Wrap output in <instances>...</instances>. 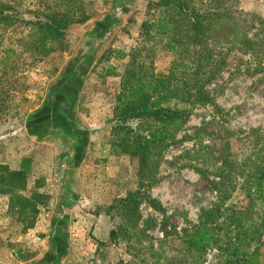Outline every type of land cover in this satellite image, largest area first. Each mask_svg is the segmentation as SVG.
<instances>
[{"label": "trees", "instance_id": "1", "mask_svg": "<svg viewBox=\"0 0 264 264\" xmlns=\"http://www.w3.org/2000/svg\"><path fill=\"white\" fill-rule=\"evenodd\" d=\"M241 1L151 0L139 43L128 53L109 48L99 61L104 64L113 55L117 59L130 58L123 71L112 66L108 69L120 77L116 105L109 119V143L114 153L136 159L141 188L156 183L164 153L177 141L196 108L209 107L221 114L223 125L219 133L215 135L200 127L195 137L199 146L195 153L205 152L204 157L214 159L220 202L203 211L201 222L192 227L185 239L190 249L200 255L208 249L215 251L212 264H264V127H249L242 137L231 131L229 113L217 101L222 85L210 89L224 72L231 70V53L247 56L234 66L232 74L258 77L264 83V15L261 9L244 11ZM32 4L34 9H30ZM90 17L86 0H32L29 5L0 0V129L21 114L24 104L19 99L35 86L27 73L66 48L71 24H83ZM159 48L171 58L167 73L155 68ZM63 97L62 88L51 86L49 104L43 111L50 113ZM205 137L212 139L210 144L204 143ZM238 137L242 141L244 138L245 153L241 159H230L232 140ZM196 159L199 158H191L187 165L205 175L202 167L193 164ZM26 185L23 171L0 164V198L7 199L8 211L28 228L34 226L39 209L27 196ZM229 187L245 190L250 208L228 207ZM141 188L115 198L105 210L113 225L109 231L111 239L119 231L128 240L135 232L140 238L146 236L145 230H138L143 201L165 212L161 203ZM115 214L121 217L118 226L113 222ZM119 263L124 264L122 260Z\"/></svg>", "mask_w": 264, "mask_h": 264}, {"label": "crops", "instance_id": "2", "mask_svg": "<svg viewBox=\"0 0 264 264\" xmlns=\"http://www.w3.org/2000/svg\"><path fill=\"white\" fill-rule=\"evenodd\" d=\"M118 1L105 0L87 22L69 28L67 51L48 60L50 72L34 77L37 84L19 99L23 120L1 127L0 163L25 173L39 213L25 228L0 198V264H92L100 260L99 242L108 243L113 225L105 210L128 193L137 172L136 159L114 153L109 143L120 77L108 69L119 60L99 64L126 24L119 23ZM124 10L128 18L132 12ZM56 84L64 97L45 113Z\"/></svg>", "mask_w": 264, "mask_h": 264}, {"label": "rangeland", "instance_id": "3", "mask_svg": "<svg viewBox=\"0 0 264 264\" xmlns=\"http://www.w3.org/2000/svg\"><path fill=\"white\" fill-rule=\"evenodd\" d=\"M17 1L22 2L23 5H29L32 0ZM149 1L151 0H120L117 2L119 23L126 21V24L117 29L112 37L111 44H106L105 50L109 48L114 50L121 49L128 53L132 47L139 43L142 39L140 36L141 26L146 16L145 10ZM104 2L105 0H86L88 13H94L93 10L99 9ZM139 3H141L140 6H144L142 8L144 13L138 10ZM34 8L35 5L30 6V9ZM241 8L246 12H256L261 9L260 11L264 15V0H242ZM124 9H129V12H132L131 15H128V18L123 15ZM65 51H67L66 48L49 56L51 63L54 56L57 57ZM113 57L115 58L114 55ZM242 58H247V56L231 53L228 58L230 63H232V67L230 66L231 70L224 72L221 79L210 85V89L217 87L218 84L222 85V89L217 93L218 104L229 113L230 123L228 128L231 131H237V135L241 137L249 127H264V83L260 82L258 77L252 78L245 74L231 73L234 66ZM129 59V56L117 59L119 64L115 68L120 72L123 71ZM170 61V55L159 48L155 56L156 71L167 73ZM48 63L42 62L31 69L27 73V78L36 85L38 80H35L34 77H41L44 73L50 72V68L47 67ZM118 91L113 96L114 106L116 105ZM24 117L20 114L16 121L20 122ZM222 119L221 114H217L209 107L196 108L190 114L185 127L177 135V141L171 144L164 153L157 169L156 183L148 188H141L140 180L137 174L135 175L129 185L128 193H135L141 188L143 193L146 192L151 198L158 200L165 212H159L146 201H143L140 204L142 220L138 230H145L146 236L140 238L139 234L135 232L131 240H128L118 230L120 234L118 233V236L113 239L109 237L107 245L105 243L99 245L101 249H99L98 257L100 260L97 261V258H95L92 264H120L119 260H122L124 264L213 263L215 251L208 249L204 254L200 255L195 249H190L185 239L188 238L192 227L201 222L203 211L220 202L219 191L215 184V181H218V177L213 172L214 159L207 158V156L204 157L205 152L195 153L199 149L195 137L197 128L200 127L216 135L222 129ZM241 137L232 140L233 155L230 159H241L243 157L245 144L244 138L242 141ZM211 141L212 139L209 137L204 138V143L210 144ZM181 155L184 156L181 157ZM194 157L199 159H196L193 164L196 167H202L205 170V175L197 172L195 167L187 165L190 159ZM228 191H231L226 204L228 207L242 210L250 208V202L245 190L240 187H229ZM253 210H257V215H260L257 208H253ZM113 222L118 226L121 222V217L116 215ZM222 238L224 240L227 239V235H223Z\"/></svg>", "mask_w": 264, "mask_h": 264}]
</instances>
